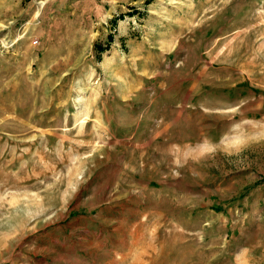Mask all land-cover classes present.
<instances>
[{
	"label": "rangeland",
	"instance_id": "374dc122",
	"mask_svg": "<svg viewBox=\"0 0 264 264\" xmlns=\"http://www.w3.org/2000/svg\"><path fill=\"white\" fill-rule=\"evenodd\" d=\"M0 264H264V0H0Z\"/></svg>",
	"mask_w": 264,
	"mask_h": 264
}]
</instances>
